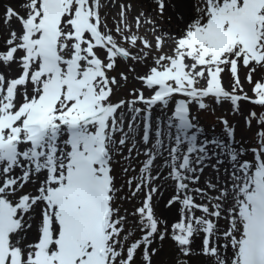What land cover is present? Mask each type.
I'll return each mask as SVG.
<instances>
[{"label": "snow or ice", "instance_id": "obj_1", "mask_svg": "<svg viewBox=\"0 0 264 264\" xmlns=\"http://www.w3.org/2000/svg\"><path fill=\"white\" fill-rule=\"evenodd\" d=\"M0 264H264V0H0Z\"/></svg>", "mask_w": 264, "mask_h": 264}, {"label": "rangeland", "instance_id": "obj_2", "mask_svg": "<svg viewBox=\"0 0 264 264\" xmlns=\"http://www.w3.org/2000/svg\"><path fill=\"white\" fill-rule=\"evenodd\" d=\"M248 107H251V106H248ZM221 112H224V113L227 112V106L226 105H225V107L223 109L217 107V113L216 114L219 115ZM201 119H202L203 123L211 124L215 120V116H212V115H209V114H203L201 116ZM157 243H159V242H157ZM166 252H167V247H165V253H162V256H164V258H166ZM154 259H156L157 261L159 260V258H154Z\"/></svg>", "mask_w": 264, "mask_h": 264}]
</instances>
